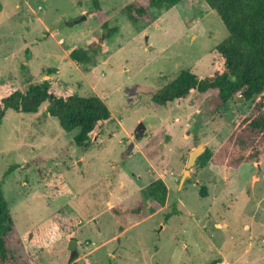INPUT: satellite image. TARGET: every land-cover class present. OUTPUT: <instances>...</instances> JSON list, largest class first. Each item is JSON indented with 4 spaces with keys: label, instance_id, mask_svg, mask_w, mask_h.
I'll return each mask as SVG.
<instances>
[{
    "label": "rangeland",
    "instance_id": "obj_1",
    "mask_svg": "<svg viewBox=\"0 0 264 264\" xmlns=\"http://www.w3.org/2000/svg\"><path fill=\"white\" fill-rule=\"evenodd\" d=\"M132 1L0 0V95L49 80L54 94L97 96L113 117L82 148L78 130L64 131L47 103L33 114L5 112L0 184L17 233L57 213L78 216L74 240L53 243L35 264H69L73 252L78 264H264V156L229 169L199 157L180 184L190 152L214 153L250 102L153 101L182 70L200 79L212 72L225 26L204 0L151 9V25L133 24ZM91 40L90 60L73 62L71 51ZM58 175L66 193L51 190ZM156 179L167 189L162 210L134 220L129 210Z\"/></svg>",
    "mask_w": 264,
    "mask_h": 264
},
{
    "label": "trees",
    "instance_id": "obj_2",
    "mask_svg": "<svg viewBox=\"0 0 264 264\" xmlns=\"http://www.w3.org/2000/svg\"><path fill=\"white\" fill-rule=\"evenodd\" d=\"M180 1L134 0L125 8V15L131 23L147 27L157 17L151 13V9L164 12ZM204 1L215 11L228 32L227 38L216 48L212 72L200 79L191 71L182 70L174 80L154 94L153 101L157 105H166L196 94L197 101L205 95L213 96L220 109L231 101L239 105L250 102L248 112L235 119L230 133L218 149L214 153L206 151L198 160L202 166L210 163L225 169L238 168L245 163L256 164L264 156V0ZM95 6V17L103 21L106 17L104 12L99 5ZM93 41L86 44V50H72L71 60L78 65L87 63L90 51L95 48ZM51 73V70L48 71V74ZM44 103H47L46 112L58 119L64 131L78 130L73 138L77 147L85 148L95 138V131L100 126L113 121L108 107L97 96L54 94L49 80L30 85L25 92L13 90L0 95V121L7 110L33 114ZM58 177L56 184L52 182L51 190L56 194L66 193L67 188L61 176ZM166 190L160 179L154 180L142 190L143 199L134 209L129 210L134 220L140 221L148 213L161 210ZM200 196L206 195L200 192ZM171 214H166L164 220L167 221ZM77 217L75 214L57 213L31 229L28 234L19 235L0 184V264H35L38 254L53 243L62 239L74 240L80 225ZM72 258L69 264H78ZM210 264H216V261Z\"/></svg>",
    "mask_w": 264,
    "mask_h": 264
},
{
    "label": "water",
    "instance_id": "obj_3",
    "mask_svg": "<svg viewBox=\"0 0 264 264\" xmlns=\"http://www.w3.org/2000/svg\"><path fill=\"white\" fill-rule=\"evenodd\" d=\"M138 136L141 137L143 134V128L142 126H139L138 128ZM205 151V148L203 146H197L194 150H192L189 154L188 157V162L186 164V169L184 170V173L182 175L181 178V183H183L186 179V176L189 177V173H190V169L192 168V166L195 164V161L201 156V154ZM75 254V252H73L70 256V259L73 257V255Z\"/></svg>",
    "mask_w": 264,
    "mask_h": 264
},
{
    "label": "crops",
    "instance_id": "obj_4",
    "mask_svg": "<svg viewBox=\"0 0 264 264\" xmlns=\"http://www.w3.org/2000/svg\"><path fill=\"white\" fill-rule=\"evenodd\" d=\"M153 182V181H152ZM151 182V183H152ZM147 187V186H146ZM162 210V209H161ZM158 211H156V213H157ZM156 213H153V214H151V215H149L150 213H148V215L144 218V219H142V220H140V221H143V220H145V219H147V218H149V217H153V216H155L156 215ZM129 228V227H128ZM127 229V228H126ZM126 229H122V231L120 232V233H124V231L126 230Z\"/></svg>",
    "mask_w": 264,
    "mask_h": 264
}]
</instances>
